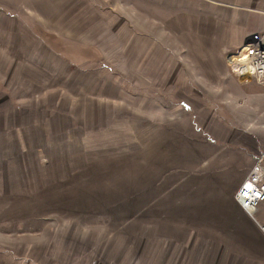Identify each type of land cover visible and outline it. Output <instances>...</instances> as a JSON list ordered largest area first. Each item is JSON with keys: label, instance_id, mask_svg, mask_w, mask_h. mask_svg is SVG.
I'll list each match as a JSON object with an SVG mask.
<instances>
[{"label": "rangeland", "instance_id": "rangeland-1", "mask_svg": "<svg viewBox=\"0 0 264 264\" xmlns=\"http://www.w3.org/2000/svg\"><path fill=\"white\" fill-rule=\"evenodd\" d=\"M243 1L0 0V264H264L236 201L264 148ZM121 102L137 120L105 121Z\"/></svg>", "mask_w": 264, "mask_h": 264}, {"label": "built area", "instance_id": "built-area-1", "mask_svg": "<svg viewBox=\"0 0 264 264\" xmlns=\"http://www.w3.org/2000/svg\"><path fill=\"white\" fill-rule=\"evenodd\" d=\"M246 46L249 49L245 53L241 48L236 55L229 57L231 69L236 76L250 77L264 86V36ZM235 57L238 61H231ZM236 201L264 235V148L239 187Z\"/></svg>", "mask_w": 264, "mask_h": 264}, {"label": "crops", "instance_id": "crops-1", "mask_svg": "<svg viewBox=\"0 0 264 264\" xmlns=\"http://www.w3.org/2000/svg\"><path fill=\"white\" fill-rule=\"evenodd\" d=\"M234 9H238V10H242V11H245V12H249V13H254V14H259V24L257 26V29H260L261 27V24L264 22L262 20H264V17L260 18L261 16H264V0H244L243 2H238L237 4L235 5H231ZM260 31L258 32H255V33H251V36H254V38H256L258 40L259 38V35L257 33H259ZM250 35L246 36L244 38H242V40L239 42L238 45H240V43H242L240 45V47L242 45H244L245 43H248V39L251 37ZM150 40V39H148ZM243 41V42H242ZM167 58V57H166ZM168 60V59H167ZM224 78L226 75H223ZM195 77L197 78V75H195ZM215 77L217 78H220V74L219 72H216L215 73ZM165 84V83H164ZM123 90V89H122ZM215 91L212 90L211 93H216L217 96H213L214 98L217 99L218 103L220 104V95L221 94H225L226 93V90H225V86H220L217 89H214ZM124 91V90H123ZM224 97V96H223ZM223 99V98H222ZM150 102V101H148ZM254 102H258L259 104V109H260V112H259V121H264V86L262 85V90L259 92V98L257 100H255ZM151 105H154L155 104L153 102H150ZM224 103V102H223ZM119 105H117V112H114L112 114H109V116H107V118L105 119V121H124V118L125 117H122L123 115H127L126 118H128L129 120H137L135 117H138L140 114H139V111H136V110H139L137 109L136 107L132 106V105H128L129 103L125 104L123 102L121 103H118ZM129 107H128V106ZM168 107H169V110H171V101L168 103ZM214 107V106H213ZM198 108V106L195 104H191V102L189 103L187 100L186 101H181L180 102V108H179V114H180V118H185L187 119L188 116L190 115L189 112H191V114H193V116H195V119L196 121H199V117L196 113V109ZM209 109V107L207 108ZM215 109V108H214ZM216 110V109H215ZM216 111H219V115L220 117L222 116V114L220 113V108L217 109ZM198 112V111H197ZM210 114V113H209ZM144 118L143 120H148V121H156V116L154 113H150L148 111V115H143ZM146 116V117H145ZM104 118L105 117H102V121H104ZM207 117L205 116L204 119H201L202 121H212L214 119V115H212L210 117V119H206ZM223 118V117H222ZM127 119V121H129ZM139 121H140V117L138 118ZM225 119V118H223ZM164 121H171V118H169V120H164ZM225 121H229L228 119H225ZM240 210L242 211V213L251 221V222H254L250 217L249 215H247L241 208ZM257 229L260 231V229L258 228V226L256 224H254ZM261 233V231H260ZM262 234V233H261ZM262 236L264 237V235L262 234Z\"/></svg>", "mask_w": 264, "mask_h": 264}, {"label": "bare ground", "instance_id": "bare-ground-1", "mask_svg": "<svg viewBox=\"0 0 264 264\" xmlns=\"http://www.w3.org/2000/svg\"><path fill=\"white\" fill-rule=\"evenodd\" d=\"M245 47V48H244ZM243 48H244V50L242 49L241 50V52L242 53H245L246 51H248V49H249V47L248 46H244ZM243 55H245V54H243ZM238 60L236 59V61L235 62H237Z\"/></svg>", "mask_w": 264, "mask_h": 264}]
</instances>
